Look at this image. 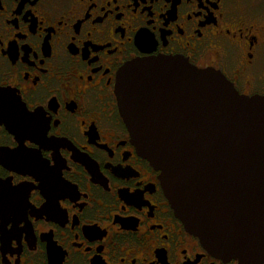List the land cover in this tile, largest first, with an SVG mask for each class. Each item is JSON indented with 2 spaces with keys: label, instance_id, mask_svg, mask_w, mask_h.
<instances>
[{
  "label": "flooded vegetation",
  "instance_id": "1",
  "mask_svg": "<svg viewBox=\"0 0 264 264\" xmlns=\"http://www.w3.org/2000/svg\"><path fill=\"white\" fill-rule=\"evenodd\" d=\"M157 56L264 96V15L253 0H0V264H240L187 231L122 117L121 68Z\"/></svg>",
  "mask_w": 264,
  "mask_h": 264
},
{
  "label": "water",
  "instance_id": "2",
  "mask_svg": "<svg viewBox=\"0 0 264 264\" xmlns=\"http://www.w3.org/2000/svg\"><path fill=\"white\" fill-rule=\"evenodd\" d=\"M116 93L177 217L218 258L264 263V96L182 58L128 62Z\"/></svg>",
  "mask_w": 264,
  "mask_h": 264
},
{
  "label": "rangeland",
  "instance_id": "3",
  "mask_svg": "<svg viewBox=\"0 0 264 264\" xmlns=\"http://www.w3.org/2000/svg\"><path fill=\"white\" fill-rule=\"evenodd\" d=\"M254 1V9L260 10L261 14L264 15V0H253Z\"/></svg>",
  "mask_w": 264,
  "mask_h": 264
}]
</instances>
